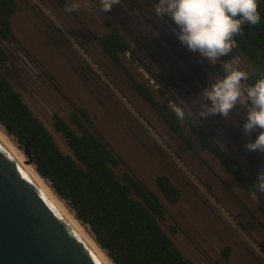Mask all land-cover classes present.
<instances>
[{
  "label": "rangeland",
  "instance_id": "obj_1",
  "mask_svg": "<svg viewBox=\"0 0 264 264\" xmlns=\"http://www.w3.org/2000/svg\"><path fill=\"white\" fill-rule=\"evenodd\" d=\"M24 1L36 7L43 16L50 17L58 29L65 33L71 31L75 38H80L71 29V17L58 11L51 3L49 9L44 1ZM89 1L91 4L88 0H75L81 5L75 13L96 36L105 33L97 9L111 22L135 53L134 57L122 55L123 65L133 79L147 85L158 100L161 98L156 89H162L171 109L174 111L177 106L184 108L186 116L213 137L227 153L235 156L255 182L264 168V153L246 149V144L254 142L260 132V129L248 135L243 132L249 107L246 97L242 95L236 108L227 117L213 115L202 119L196 116L202 102L200 94L219 78L213 72L215 64L181 45L173 34L174 30L178 31L176 26L170 20L164 18L163 21L155 15L151 5L156 0H120L108 13L100 10L99 0ZM52 2L58 6L56 0ZM11 29L14 41H0L1 48L8 55V61L0 63V73L20 93L59 149L64 154H70L63 137L53 129L51 117L54 112L67 117L71 110L44 84L36 71L32 70L35 73L32 72L28 79L18 72L23 61L21 45L34 57L40 55L34 48L41 50L46 45L37 33L40 27L29 11L19 5L12 16ZM90 54L101 70L103 80L117 99L126 103L137 127L142 131L139 132L145 138L142 139L136 133L141 137L140 141L122 133L50 46V66L61 78L56 77L57 84L65 89L63 80L68 89L64 91L71 97L72 103L89 111L93 131L103 137L119 160L116 169L118 175L130 173L159 198L154 186L157 176L166 175L179 187V201L175 205L164 202L165 219L160 221V226L182 254L193 264H264V254L258 247L264 241V215L257 209L256 198L246 194L217 161L198 145L186 126H183V130L191 141V148L185 147L156 119L119 71L104 61L95 49L90 50ZM233 61L241 70L249 73L250 63L235 44L230 60L225 65ZM52 105L57 106L52 109ZM120 123L124 127L128 125L124 119H120ZM129 125L133 132L132 125ZM9 138L16 146L13 139ZM224 247H228L230 252L227 262L221 252Z\"/></svg>",
  "mask_w": 264,
  "mask_h": 264
},
{
  "label": "trees",
  "instance_id": "obj_2",
  "mask_svg": "<svg viewBox=\"0 0 264 264\" xmlns=\"http://www.w3.org/2000/svg\"><path fill=\"white\" fill-rule=\"evenodd\" d=\"M15 9L14 0H0L2 41L12 38L10 18ZM258 10L261 23L245 24L241 33L233 38L237 50L250 63L249 79L244 81L247 86L264 76V0H259ZM244 34L260 48L252 45ZM100 43L115 62H118V54L128 50L126 42L114 31L103 36ZM6 60L7 55L0 47V63ZM229 60L230 54L215 63L214 70L218 77L224 76L225 64ZM133 86L156 116L185 145L191 148V141L184 133L183 126L189 129L199 145L225 172L248 195H252L255 191L254 179L245 172L236 157L228 154L189 117L178 120L161 91L159 93L163 100L157 101L145 85L134 83ZM70 120L73 127L59 116H53V128L63 137L70 152L64 154L44 125L23 103L21 96L0 74V126L22 152L25 143H28L37 174L71 210L74 218L86 227L112 264H193L160 226V221L165 219L164 202L175 205L181 196L170 178L159 175L154 179L159 198L130 173L118 175L117 157L85 125L89 124L87 112L80 110V117L72 113ZM257 197V209L264 215V194L257 193ZM258 247L264 254V241ZM221 252L227 262L229 248L224 247Z\"/></svg>",
  "mask_w": 264,
  "mask_h": 264
},
{
  "label": "clouds",
  "instance_id": "obj_3",
  "mask_svg": "<svg viewBox=\"0 0 264 264\" xmlns=\"http://www.w3.org/2000/svg\"><path fill=\"white\" fill-rule=\"evenodd\" d=\"M119 3L120 0H99L100 10L108 13ZM80 6L75 0H66L65 11L75 12ZM151 6L157 17L163 21L166 18L176 26L178 31L174 30L173 34L182 46L211 64L231 53L233 38L241 33L245 24L261 23L259 0H156ZM248 79L249 74L234 61L225 65L224 76L200 94L202 102L195 115L202 119L213 115L227 117L242 95L245 96L249 107L243 132L248 135L260 129L255 141L246 144V149L264 153V76L251 86L242 83ZM174 114L180 121L186 119L182 107H175ZM253 188V197H257V193L264 194V168L257 175Z\"/></svg>",
  "mask_w": 264,
  "mask_h": 264
},
{
  "label": "flooded vegetation",
  "instance_id": "obj_4",
  "mask_svg": "<svg viewBox=\"0 0 264 264\" xmlns=\"http://www.w3.org/2000/svg\"><path fill=\"white\" fill-rule=\"evenodd\" d=\"M41 1H44L45 3H47L49 5V9H50V3H51V5L54 8H56L58 11L59 10L63 11L66 14V16H70L71 17L70 23L72 25L71 29H73V31H75L80 37L79 39H77L72 35L71 31H69V33H65L62 30L55 27L53 25V23L51 22L50 17L47 18V17L43 16L42 12H38L36 7L32 6L27 1L25 2L24 0H14V2L16 4V9H15L14 13L19 8V5L24 6L25 9H27L29 11V13L33 16V18L37 21V23L40 27V29H37V33L42 37L44 43L46 44L45 46H43V49H41V50L34 48V50L37 53L38 52L40 53V55L38 57L32 56L21 45L20 50L23 53V57H22L23 61H21V63H20V69L18 68V72H21L23 77L25 79H28V77L31 76V74L33 72L32 70L36 71V74H39L41 76L40 78L44 81V84L49 86L50 90L54 91L55 94L71 110V112L69 113V115L67 117L62 116L58 112H54L52 114V117H51L52 124H53V116L57 115L60 118H62L70 127H73V124L71 123V120H70V115L72 113H74L78 117H80V110H85L87 112L88 120H89V124L88 125L85 124L86 127L89 129V131L91 133H93L94 135L101 138L102 141L110 149V147L108 146L106 141L103 139V137H101L95 131H93L89 111L84 107H77L72 103L71 97L68 96L66 91H64L67 88H66V85H65L63 80H62V82L64 84L65 89H62V87H60V85L57 84L56 77H58L60 80H61V78H60L59 74L50 66V46L55 49L56 53H58V55L63 59V63L65 64V66H67V68L73 73L75 78L78 79V81L80 82L82 87L91 96V98L95 101V103H97V105L102 109V111L105 113V115H107L112 121H114L115 125L121 130L122 133H125L129 138L133 137L134 139H137V140L140 139L141 137H142V139L145 138V136L143 134H141L142 131L139 130V128L137 127L136 121L134 120L133 115L130 112V110L127 108L126 103H123L121 100H118L117 97L112 92V90L110 89L107 82L105 80H103L104 77L102 75V72L100 69H98L96 62L91 58L92 56L90 54V50L95 49L96 52L104 59V61H107L109 65L114 67L116 71H119L128 80V82L131 86V89L135 92V94L138 97H140L137 94V92L135 91L133 84L134 83H141V82L133 79V76L129 73V71L123 65V61H122V55L128 54V56L134 57V54H135L134 51L130 48L128 42L116 30V28L111 24V22H109L107 19H105V17L100 12H98V9L95 6L94 7L97 9V11L96 10L95 11L102 18L101 23H102L103 28L105 29V33L100 35V36H96L91 31V29L87 26V24L82 19H79L78 15L75 12L69 13V12L65 11L66 0H56V2H58V6H56L52 2V0H40L39 2L42 3ZM88 2L90 3L89 0H88ZM49 9H48V12H49ZM14 13H13V15H14ZM47 14L49 15V13H47ZM12 16L10 18V27H11ZM11 31H12V29H11ZM111 31L116 32L128 45V50L126 53L117 55L118 62H115L112 58H110V56L105 52V50L103 49V47L100 43V39ZM0 41H2V40H0ZM11 41H14L13 40V33H12V38H10V40L3 41V42L8 43ZM4 52H5V50H4ZM43 53H44V55H43ZM6 55H7V53H6ZM7 61H8V55H7V60L5 62H7ZM5 62H2V63H5ZM213 72H215L214 67H213ZM33 73H35V72H33ZM141 84L145 85L144 83H141ZM145 86L151 91L155 100H157V101L163 100L162 97L160 96L159 91H161L164 94V97L168 99V97L165 95L164 91L162 89L157 88L156 93H158V96L161 98V100H158L155 97L152 90L147 85H145ZM11 87L13 88L12 85H11ZM14 91H16V90L14 89ZM17 93L20 95L19 92H17ZM21 99H22V96H21ZM22 101H23V99H22ZM142 101H144V100L142 99ZM23 103L25 105H27L24 101H23ZM144 103L152 111V113L154 114L156 119L158 121H160L161 123H163L156 116L153 109L145 101H144ZM168 105H169V103H168ZM56 106L57 105H52L51 108L53 109ZM27 107L29 108L28 105H27ZM30 111H31V109H30ZM120 119H124L128 123V125L130 123L132 125L133 132H131L130 125L129 126L127 125V127L125 126L126 127V130H125L124 125L122 123H120ZM164 126L167 128V126L165 124H164ZM52 127H53V125H52ZM167 129L169 130V128H167ZM139 131H141V132H139ZM136 133H139L141 135V137H138L139 135H136ZM171 133L185 147L189 148L173 132H171ZM140 141H141V139H140ZM196 141H197V139H196ZM197 143H198V141H197ZM198 145H199V143H198ZM113 154H114V152H113ZM175 186L179 189V187L177 185H175ZM179 191H180V189H179Z\"/></svg>",
  "mask_w": 264,
  "mask_h": 264
},
{
  "label": "water",
  "instance_id": "obj_5",
  "mask_svg": "<svg viewBox=\"0 0 264 264\" xmlns=\"http://www.w3.org/2000/svg\"><path fill=\"white\" fill-rule=\"evenodd\" d=\"M0 264H102L1 144Z\"/></svg>",
  "mask_w": 264,
  "mask_h": 264
},
{
  "label": "bare ground",
  "instance_id": "obj_6",
  "mask_svg": "<svg viewBox=\"0 0 264 264\" xmlns=\"http://www.w3.org/2000/svg\"><path fill=\"white\" fill-rule=\"evenodd\" d=\"M0 144L7 150V152L15 159V161L22 167V169L33 180L41 192L51 202L55 209L61 216L70 224L83 242L87 245L90 251L102 264H112L106 254L96 245L92 236L88 233L85 226H82L73 216L70 209L61 201L51 190L48 183L42 180L35 172L32 165L26 163L24 155L16 148L12 140L0 128Z\"/></svg>",
  "mask_w": 264,
  "mask_h": 264
},
{
  "label": "built area",
  "instance_id": "obj_7",
  "mask_svg": "<svg viewBox=\"0 0 264 264\" xmlns=\"http://www.w3.org/2000/svg\"><path fill=\"white\" fill-rule=\"evenodd\" d=\"M234 44V43H233Z\"/></svg>",
  "mask_w": 264,
  "mask_h": 264
}]
</instances>
